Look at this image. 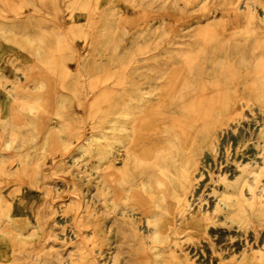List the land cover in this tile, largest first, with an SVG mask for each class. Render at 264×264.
I'll use <instances>...</instances> for the list:
<instances>
[{
  "label": "rangeland",
  "instance_id": "374dc122",
  "mask_svg": "<svg viewBox=\"0 0 264 264\" xmlns=\"http://www.w3.org/2000/svg\"><path fill=\"white\" fill-rule=\"evenodd\" d=\"M0 148V264H264V0H0Z\"/></svg>",
  "mask_w": 264,
  "mask_h": 264
},
{
  "label": "bare ground",
  "instance_id": "6f19581e",
  "mask_svg": "<svg viewBox=\"0 0 264 264\" xmlns=\"http://www.w3.org/2000/svg\"><path fill=\"white\" fill-rule=\"evenodd\" d=\"M240 5V4H239ZM253 5V4H252ZM10 13V12H9ZM14 16V15H13ZM43 17V16H42ZM44 18H46L45 16H44ZM49 19H47V21H48ZM81 70V69H80ZM248 114V113H247ZM260 115V114H259ZM260 118V117H259ZM240 126V125H239ZM238 126V127H239ZM237 127V128H238ZM246 127V126H245ZM237 130V129H236ZM238 131V130H237ZM216 133V132H215ZM223 133V132H222ZM237 134V133H236ZM240 135V134H239ZM243 135V134H242ZM226 139V138H225ZM228 139V138H227ZM216 142V141H215ZM214 142V143H215ZM217 147V146H216ZM1 149V148H0ZM220 149V148H219ZM230 151V150H229ZM94 156V155H93ZM106 156V155H105ZM219 156V155H218ZM231 157V156H230ZM76 159V158H75ZM74 159V160H75ZM95 160H96V158H95ZM103 160V159H102ZM225 161V160H224ZM78 162V161H77ZM203 162V161H202ZM219 164V163H218ZM261 164V163H260ZM15 165H16V163H15ZM18 165H19V163H18ZM200 166V165H199ZM18 167V166H17ZM211 167V166H210ZM226 168V167H225ZM222 169H224V168H222ZM217 170V169H216ZM221 170V169H220ZM225 170V169H224ZM258 170V169H257ZM203 171H204V169H203ZM218 171V170H217ZM222 172V171H221ZM199 174V173H198ZM206 174V173H205ZM215 177V176H214ZM15 178V177H14ZM97 178H99V177H97ZM216 178V177H215ZM212 185V184H211ZM24 186V185H23ZM43 187V186H42ZM45 187V186H44ZM44 189V188H43ZM42 189V190H43ZM196 189V188H195ZM68 190H69V187H68ZM79 191V190H78ZM195 191V190H194ZM194 193V192H193ZM196 194V193H195ZM194 196V195H193ZM192 196V197H193ZM75 197V196H74ZM196 200V199H195ZM203 208V207H202ZM254 211V210H253ZM235 217V216H234ZM76 219V218H75ZM79 221V220H78ZM78 223V222H77ZM76 224V223H75ZM76 226V225H75ZM72 228H73V225H72ZM75 228V227H74ZM243 234V233H242ZM254 234V233H253ZM244 236V235H243ZM250 240V239H249ZM253 243H254V241H253ZM205 244V243H204ZM235 244V243H234ZM252 246V245H251ZM256 246V245H255ZM190 247V246H189ZM204 248V247H203ZM96 251V250H95ZM233 251V250H232ZM92 253V252H91ZM108 258V257H107ZM108 261H109V259H108ZM97 262V261H96ZM111 262V261H110ZM95 263V262H94ZM97 264V263H96Z\"/></svg>",
  "mask_w": 264,
  "mask_h": 264
}]
</instances>
